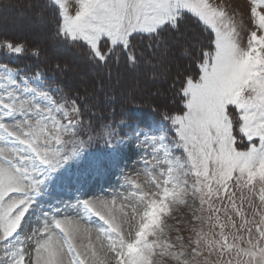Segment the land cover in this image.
Wrapping results in <instances>:
<instances>
[{
    "label": "snow or ice",
    "instance_id": "obj_1",
    "mask_svg": "<svg viewBox=\"0 0 264 264\" xmlns=\"http://www.w3.org/2000/svg\"><path fill=\"white\" fill-rule=\"evenodd\" d=\"M74 3L71 12L54 0L53 34L94 64L123 54L154 66L188 14L210 29V43L195 77L180 79L182 107L161 114L156 131L133 130L153 178L127 180L118 207L77 198L74 214L41 201L81 157L87 101L54 86L48 72H63L62 62L25 71L0 61V264H264V0H251L243 37L213 0ZM43 54L39 42L0 30V56ZM90 166L101 171L105 160Z\"/></svg>",
    "mask_w": 264,
    "mask_h": 264
},
{
    "label": "trees",
    "instance_id": "obj_2",
    "mask_svg": "<svg viewBox=\"0 0 264 264\" xmlns=\"http://www.w3.org/2000/svg\"><path fill=\"white\" fill-rule=\"evenodd\" d=\"M5 8H11L16 13L28 14L35 22H40L49 17L47 21V37L40 42L36 41L35 36L29 34V32H6V30H2L8 35L25 37L33 42H39L44 48V54L38 59L17 57L19 62L23 64L38 63L41 66L43 64L51 65L55 60V62H62L66 67L69 66L67 63H70L73 67L74 64L71 61L65 60V57L69 56V53H72L81 58L83 66L92 70V75L83 85L73 82L69 77L70 74H67L66 78H61V81L57 80L58 85L61 86V94H67L71 91L74 95L78 94L81 100L87 101L83 116L85 125L83 136L86 146L92 150L100 148L101 134L104 130L102 128L106 125H113L121 133L126 129V126L118 124L121 120L128 122L133 117L144 114L143 112L145 114L148 113L145 119L150 117L154 121H160L161 114L170 112L175 114L182 107V101L179 96L180 79L185 74H191L195 77L199 64L196 57L199 56L200 49L208 50L205 46L210 43V35H212L209 29L199 22L196 17L188 14L180 25V31L170 33L168 36L169 48L171 50L168 51L161 48L155 53V58L153 59L154 66L143 63L133 65L126 62L123 54H118L120 58L116 62L99 65L89 62L78 46L65 44L56 40L53 34V27L56 17L55 10L58 7L49 2V0H0V10ZM10 15V12L1 14L0 23L1 26L3 25L2 27L7 26L5 21L10 19ZM185 31L186 33L183 34ZM188 35L200 37L195 47H192L189 43H184L183 46H180V42L185 41L184 36ZM52 48L63 50L64 56L51 55L50 51ZM137 48L142 49V45L138 43ZM180 49L183 52H189V54L184 56L185 58L183 54L181 56L178 54L172 55V51H181ZM184 61H187L189 65L187 66L183 63V67H180L182 71L179 72L174 64ZM161 70L166 72L165 75L164 73L162 74ZM58 74L61 73L59 72ZM171 87L175 90V93L171 90ZM160 93L167 96V99L174 100V103L168 105L158 102L157 95L162 96ZM141 119L144 120V118ZM147 124L148 122L145 120V125ZM122 127L123 130L121 131Z\"/></svg>",
    "mask_w": 264,
    "mask_h": 264
},
{
    "label": "rangeland",
    "instance_id": "obj_3",
    "mask_svg": "<svg viewBox=\"0 0 264 264\" xmlns=\"http://www.w3.org/2000/svg\"><path fill=\"white\" fill-rule=\"evenodd\" d=\"M49 2L54 4V0H49ZM67 2L69 3V10L74 12V0H67ZM213 2L218 3L219 6L224 8L237 22L238 30L243 37L246 34L249 25L248 14L251 0H213ZM56 6L59 8V5ZM8 12L11 13L9 17L10 19L5 21L7 23L6 27H2L3 25L1 26L0 23L1 30H6V32H29V34L34 35L36 41L39 42L43 41L47 37V21L49 17L40 22H35L31 19L30 15L25 13H16V11L11 8L0 10V16L1 14H7ZM185 33L186 31L183 32V34ZM199 39L200 37L194 35L193 37L191 35L184 36L185 41L180 42V46H183L184 43H189L192 47H195ZM176 48L179 50L178 47ZM180 48L182 49V47ZM177 50L175 52L172 51V55L178 54L181 56L183 54L184 57L189 54L187 51L183 52L182 50ZM50 52L53 56L62 57L63 55V50L59 48H52ZM65 60L71 61V63L74 64L73 67L70 63L66 62L69 66L65 68L64 72H60L61 74L53 71L48 72L49 77L53 78L54 86H58L61 89L57 80L61 81V78H66L68 76L67 74H70L69 77L73 80V82H78L79 85L86 83L92 75V70L83 66L81 58L76 54L69 53V56L65 57ZM0 61L8 62L10 66H19L25 71L31 70L36 65V63L23 64L17 60V57L0 56ZM183 63L187 66L189 65L187 61L174 64V66L178 68L179 72L182 71V68L180 69V67H183ZM44 65L45 64L40 67L43 68ZM47 65L51 67L50 64ZM161 72L162 74L164 73V75L166 73L162 70ZM171 90L175 93V90L172 89V87ZM160 95L162 96H159V94L157 95L158 102L166 103L168 105L174 103V100L172 101V99H167V96L161 93ZM143 113L144 114H140V116L133 117L128 122L121 120L118 124L120 126H126V129L121 133L118 131V128H115L113 125H106L102 128V130H104L101 134L102 138L100 140L99 149L92 150L87 147L85 138L82 135L81 139L84 141V145L81 149V157L77 160L68 162L65 169H63L60 173L62 179L53 184L48 196L41 201L42 207L47 208L51 205H58L62 211H65L68 214H74L77 211V198H88L90 200L99 198L104 201H111L115 199L118 207L122 202L121 197L126 194L125 188L127 187V180L134 179L142 185L149 182V180L153 178V175L151 169H145L144 167L145 162L151 160V157H149L147 155V151H145L148 146L144 143L143 137H141L140 140L135 139L133 130L139 129L141 132H147L149 129H152L153 131H156L160 121L154 122V120L150 117L145 119V117L148 116V113ZM141 118H144V120ZM145 120L148 122L147 125H145ZM113 128H115V131L118 134L115 135L111 145H109L105 143V138L107 137L108 132ZM125 133L127 135H125ZM121 140H123L122 143L120 142ZM148 150L150 151L151 149ZM97 157L105 160V167L101 171H95L90 166L91 161ZM69 177H71V180L68 179ZM80 211H82V209H80ZM37 219H39L38 216L33 218L34 221ZM88 220L90 222H96L95 217L91 215L88 216Z\"/></svg>",
    "mask_w": 264,
    "mask_h": 264
}]
</instances>
